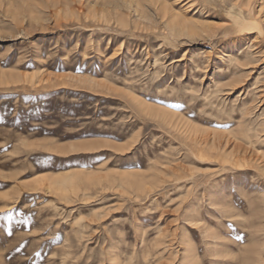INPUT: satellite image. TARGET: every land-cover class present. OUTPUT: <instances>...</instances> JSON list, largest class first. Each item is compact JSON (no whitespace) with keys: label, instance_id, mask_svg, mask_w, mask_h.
I'll use <instances>...</instances> for the list:
<instances>
[{"label":"rangeland","instance_id":"rangeland-1","mask_svg":"<svg viewBox=\"0 0 264 264\" xmlns=\"http://www.w3.org/2000/svg\"><path fill=\"white\" fill-rule=\"evenodd\" d=\"M0 264H264V0H0Z\"/></svg>","mask_w":264,"mask_h":264},{"label":"bare ground","instance_id":"bare-ground-1","mask_svg":"<svg viewBox=\"0 0 264 264\" xmlns=\"http://www.w3.org/2000/svg\"><path fill=\"white\" fill-rule=\"evenodd\" d=\"M248 13V12H247ZM249 14V13H248ZM248 47V46H247ZM240 58V57H239ZM236 59V58H235ZM235 61V60H234ZM164 112V114H168L167 113V111H162V113ZM191 128V127H190ZM206 138V137H205ZM205 138H201L202 140H205ZM240 149V148H239ZM47 182H46V181ZM37 181L38 182H41V184H43L44 186H46V187H48V188H54V186H53V184H52V179H51V177L50 176H47V175H44V176H41V177H38L37 178ZM46 182V183H45ZM76 185V183H75V180L72 178L71 180H67V181H65L64 183H63V185L65 186V187H71V186H73V185ZM62 185V184H61ZM62 185V186H63ZM73 189V188H72Z\"/></svg>","mask_w":264,"mask_h":264}]
</instances>
